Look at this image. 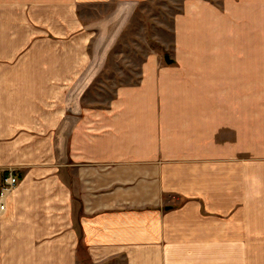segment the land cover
<instances>
[{
    "label": "crops",
    "instance_id": "0c3cea01",
    "mask_svg": "<svg viewBox=\"0 0 264 264\" xmlns=\"http://www.w3.org/2000/svg\"><path fill=\"white\" fill-rule=\"evenodd\" d=\"M147 1L0 0V264H264V0H185L92 103Z\"/></svg>",
    "mask_w": 264,
    "mask_h": 264
},
{
    "label": "rangeland",
    "instance_id": "374dc122",
    "mask_svg": "<svg viewBox=\"0 0 264 264\" xmlns=\"http://www.w3.org/2000/svg\"><path fill=\"white\" fill-rule=\"evenodd\" d=\"M185 0H149L138 10L133 22L116 48L91 102L109 103L117 86L139 81L140 66L153 51L168 55L172 48V27ZM221 4L223 0H211ZM168 48V49H167Z\"/></svg>",
    "mask_w": 264,
    "mask_h": 264
},
{
    "label": "built area",
    "instance_id": "2783aa9c",
    "mask_svg": "<svg viewBox=\"0 0 264 264\" xmlns=\"http://www.w3.org/2000/svg\"><path fill=\"white\" fill-rule=\"evenodd\" d=\"M20 182L15 170L9 169L5 172L1 182L0 188V209L2 211L6 208L7 198L15 191Z\"/></svg>",
    "mask_w": 264,
    "mask_h": 264
},
{
    "label": "water",
    "instance_id": "95a60500",
    "mask_svg": "<svg viewBox=\"0 0 264 264\" xmlns=\"http://www.w3.org/2000/svg\"><path fill=\"white\" fill-rule=\"evenodd\" d=\"M167 61L169 62V59L167 58Z\"/></svg>",
    "mask_w": 264,
    "mask_h": 264
}]
</instances>
